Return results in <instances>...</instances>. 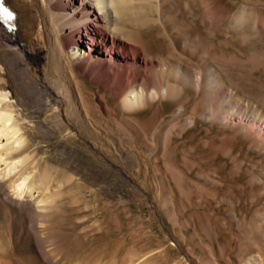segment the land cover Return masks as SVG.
Wrapping results in <instances>:
<instances>
[{
	"label": "rangeland",
	"instance_id": "rangeland-1",
	"mask_svg": "<svg viewBox=\"0 0 264 264\" xmlns=\"http://www.w3.org/2000/svg\"><path fill=\"white\" fill-rule=\"evenodd\" d=\"M183 1L168 6V13L179 14L173 26L187 28L179 40L199 45L208 56L226 53L234 59V64L216 60L230 70L236 93L224 91L217 101L221 110L230 106V116L202 115L205 100H195L190 89L131 111L107 96L115 112L135 123L125 125L133 137L123 136V127L112 118L98 122L100 134L81 132L70 140L58 136L43 110L27 104L24 112L35 124H27L26 133L37 139L20 154L33 155L56 195L34 211L22 210L8 256L23 264H264V141L240 121L255 115L256 108L264 117V57L263 63L251 60L255 51L264 54V37L257 30L228 32L222 26L212 32L198 21L194 0H188L192 9ZM217 4L228 17L245 0ZM135 11L126 14L138 22ZM143 30L158 37L155 24ZM249 33L254 40L244 44ZM167 46L164 40L151 43L156 54L169 52ZM0 53L5 54L2 47ZM12 57L5 60L7 66ZM191 59V66L200 65L196 56ZM8 69L13 97L24 99ZM180 107L183 121L167 126ZM195 110V122L184 124ZM22 227L32 241L18 238Z\"/></svg>",
	"mask_w": 264,
	"mask_h": 264
},
{
	"label": "bare ground",
	"instance_id": "bare-ground-1",
	"mask_svg": "<svg viewBox=\"0 0 264 264\" xmlns=\"http://www.w3.org/2000/svg\"><path fill=\"white\" fill-rule=\"evenodd\" d=\"M150 1L5 0L15 11V18L10 26L0 19V47L5 50L4 56L0 55V264H23L21 259L14 260L7 254L14 241L16 218L21 217L22 210L40 208L56 195L38 161L31 160L33 155L20 154L36 138L26 133L27 124H35L24 112L27 104L43 110L58 136L70 140L81 132L100 134L98 122L112 118L123 127V136L133 137L126 126L135 123L115 112L107 96H112L123 110L131 111L161 97L179 98L190 89L195 100H205L202 115L214 118L231 112L230 106L221 110L217 104L220 93H236L232 90L230 70L218 66L216 60L231 64L234 59L226 53L211 52L208 56L199 45L189 47L186 41L179 40L180 36L186 37L187 28L184 24L173 26L179 14L175 10L168 13V6L175 8L177 0H154L153 4ZM194 3L200 10L198 21L212 32L222 26L228 32L257 30L256 34L264 37V9L256 7L264 5V0H245L242 9L228 17L218 10L217 0ZM183 5L192 6L188 0ZM132 9L137 10L138 22L126 14ZM152 24L157 25L158 37L151 38L143 30ZM253 36L246 34L244 44L251 42ZM160 40L166 42L169 52H153L152 41ZM259 52L249 58L263 63L264 54ZM8 55H13L10 66L5 63ZM195 56L201 63L191 66L188 60ZM8 68L17 88L24 91V99L13 97L6 75ZM261 99L264 103V95ZM256 110L255 115L246 114L240 121L246 129L257 130L264 141V117ZM183 112L180 107L167 126L180 124ZM196 118L195 110L184 124H191ZM139 124L138 128L148 130ZM18 238L33 240L26 227L21 228Z\"/></svg>",
	"mask_w": 264,
	"mask_h": 264
},
{
	"label": "snow or ice",
	"instance_id": "snow-or-ice-1",
	"mask_svg": "<svg viewBox=\"0 0 264 264\" xmlns=\"http://www.w3.org/2000/svg\"><path fill=\"white\" fill-rule=\"evenodd\" d=\"M10 15V14H9Z\"/></svg>",
	"mask_w": 264,
	"mask_h": 264
}]
</instances>
